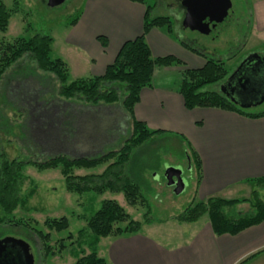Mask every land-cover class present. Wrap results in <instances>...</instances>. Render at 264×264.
<instances>
[{"label":"rangeland","instance_id":"rangeland-1","mask_svg":"<svg viewBox=\"0 0 264 264\" xmlns=\"http://www.w3.org/2000/svg\"><path fill=\"white\" fill-rule=\"evenodd\" d=\"M85 1L67 0L62 7L51 9L46 6L47 0H2L6 9L12 13L6 33H0V47L37 34L49 35L56 40L55 45L51 46L50 58L52 60L59 58L65 26L78 17ZM229 2L233 20L218 39L211 41L189 30L185 31L184 35L195 39L204 48L202 52L206 55L211 53L210 56L214 59L222 61L234 55V58L224 62L225 69L230 74L243 56L264 55V42L249 40V35L245 34V28L251 20V3L248 4V0ZM144 3L152 9V16L166 17L170 20L174 30L173 37L178 38L176 24L171 21L169 14L162 10L155 12L150 0H145ZM243 40L245 45L242 47ZM235 51L237 53H234ZM50 77L37 71L35 65L27 58L7 71L0 87V152L9 160L42 161L58 154L69 158L94 159L110 151L115 153L119 150L124 139L132 133L131 121L121 111L120 102L110 106L113 107L111 109L103 110L101 106L104 105L101 104L88 108L89 105L86 106L87 104L81 100L66 101L57 97L58 85ZM74 77L73 73L69 74L67 83L74 81ZM214 89L217 90V87ZM40 95L43 97L42 100H38ZM119 97L120 100L123 99V90L120 91ZM242 108L262 110L264 103L256 108L244 105ZM78 109L81 112L79 114ZM183 150L184 145L179 139L171 135H161L153 137L133 151L125 173L140 187L141 197L132 207L126 204L121 193L114 197L115 194L111 195L109 192L97 196L93 193L78 195L67 192L60 167L39 171L33 166H26L22 170V174L27 178L24 182L23 195L26 197L31 191L33 195L9 217L12 225L0 228V240L12 238L26 242L31 249L33 264H73L75 259L71 252L79 250L76 243L78 232L85 230L87 233L86 219L100 208L103 201L113 198L117 199V204L133 221L143 223V215L149 212V219L153 220V223L172 221L177 224H188L175 220L191 202H198L194 200L197 176L187 170ZM117 158L116 155L106 163L90 169L73 168L71 175L98 176ZM168 167L182 170L185 188L181 194H175L173 188L166 185L164 173ZM250 186L248 196L244 199L258 191L260 199L264 200V187L260 189L254 183H250ZM237 197L242 196L234 198ZM236 211L240 215L250 214L247 204L239 205ZM61 218L68 221L69 227L66 231L56 232L48 230L45 226L46 221ZM120 226L123 227L125 224ZM32 230L49 235L47 243L49 254L43 261L40 258L41 242L34 236ZM82 250L85 251V255L90 252L86 247H82ZM82 256L80 254L79 257Z\"/></svg>","mask_w":264,"mask_h":264},{"label":"crops","instance_id":"crops-1","mask_svg":"<svg viewBox=\"0 0 264 264\" xmlns=\"http://www.w3.org/2000/svg\"><path fill=\"white\" fill-rule=\"evenodd\" d=\"M248 4L249 40L264 42V0ZM146 7L131 0H86L60 42L57 59L66 64L68 75L73 73L74 80L102 76L121 46L142 34ZM173 36L164 27L145 37L152 58L172 56L183 65L154 71L152 86L141 90L134 106V118L151 131L179 139L183 155L188 148L196 153L201 180L194 200L244 199L250 183L264 177V117L249 119L216 108L186 110L178 93L181 73L201 69L205 60ZM98 37L106 39V48ZM108 107L101 109L113 108ZM96 254L107 264H264V222L235 236H215L207 217L194 224H144L136 234L100 239Z\"/></svg>","mask_w":264,"mask_h":264},{"label":"trees","instance_id":"trees-1","mask_svg":"<svg viewBox=\"0 0 264 264\" xmlns=\"http://www.w3.org/2000/svg\"><path fill=\"white\" fill-rule=\"evenodd\" d=\"M131 1L141 4L145 2V0ZM11 13V11L6 9L2 0H0V33H6ZM76 20L77 17L68 22V25H74ZM164 27H166L170 34L174 33L173 26L168 18L154 17L152 16V9L146 7L142 34L134 40L125 42L121 46L114 62L106 67L104 74L100 77L76 79L71 83H67L68 69L66 64L60 59L52 60L50 58L53 43L51 36L37 34L28 39H17L10 44L0 47V87L6 78L7 71L16 66L19 61L27 58L35 65L37 71L44 73L47 77L51 76L50 78L57 83V97L66 101H84L87 104L86 106L89 105V108L99 104L113 106L120 102V107L123 113L130 119L132 128L131 135L127 139H124L119 150L115 153L110 151L94 159L85 157L69 158L58 154L42 161H34L32 159L18 161L9 160L4 153L0 152V228L12 225L9 217L33 195L32 191L26 197L23 195L24 182L27 178L22 174V170L26 166H33L39 171L60 167L61 175L65 179L67 192L78 195L93 193L96 196L103 195L106 192L115 195L121 193L127 205L131 207L135 206L137 200L141 197L140 187L136 183H133L126 175V165L136 148L153 137L162 135L163 132L151 131L145 124L138 122L133 115L134 106L139 102L141 90L152 86V77L156 69L183 65L172 56L155 59L151 57L145 37L153 28ZM249 32L250 24L245 28L246 36L249 35ZM97 41L102 48H106L107 41L104 37H98ZM244 45L245 40L242 47ZM184 47L205 60V65L201 69L185 68L181 73L178 93L183 99L186 110L216 108L249 119L264 117V109H242L226 99L218 90L214 89L229 74L225 69L224 62L234 58V55L218 61L198 50L196 51L185 45ZM234 53L237 52L235 51ZM39 78L42 79L41 76ZM39 82L41 83V81ZM122 90L124 91V97L120 100L119 93ZM42 98V95H40L38 100H42ZM77 113L81 112L78 111ZM116 155L118 156L117 160L98 176L73 177L71 175L73 168L90 169L106 163ZM185 159L188 167H190L191 174L197 176L196 190L201 180L200 160L190 148L187 150ZM251 183L263 189L264 177L253 180ZM242 204L249 206V215L237 213L236 208ZM148 213L146 212L143 215L144 222L140 223L133 221L129 214L116 201H103L100 208L86 219V230L88 232L80 230L77 234L76 243L79 250L71 252L72 257L75 259L73 264H107L104 259L98 257L96 254V248L100 239L136 234L140 231L142 225L154 222L149 219ZM202 216H207L215 236H235L250 227L264 222V200L260 199L258 191H254L248 199L242 200H225L218 197H210L197 203L191 202L175 220L178 223L190 224L195 223ZM123 224L125 226L121 227L120 225ZM45 226L48 230L56 232L66 231L69 227L66 218L46 221ZM32 231L34 236L41 242L40 258L43 261L45 256L49 254V248L47 247L49 235ZM82 247H86L90 251L88 255H85ZM62 248L63 246L60 249L62 250ZM16 249L18 250V248ZM80 254L83 256L79 257Z\"/></svg>","mask_w":264,"mask_h":264},{"label":"water","instance_id":"water-1","mask_svg":"<svg viewBox=\"0 0 264 264\" xmlns=\"http://www.w3.org/2000/svg\"><path fill=\"white\" fill-rule=\"evenodd\" d=\"M64 2L65 0H47L46 6L51 9L60 8ZM183 6L186 11L183 19V27L191 32L210 36L213 40L218 39L228 29L233 20L229 0H185ZM251 57L258 59L264 66V55L252 54ZM261 70H264V67ZM226 99L238 106L243 104L246 107L256 108L264 103V91L257 103L243 98ZM242 106L239 107L242 108ZM187 170L190 171V167ZM164 178L166 185L173 188L175 194H181L183 192L185 184L182 179L181 169L168 167L165 170ZM0 264H33V257L29 245L26 242L12 238L1 239Z\"/></svg>","mask_w":264,"mask_h":264},{"label":"flooded vegetation","instance_id":"flooded-vegetation-1","mask_svg":"<svg viewBox=\"0 0 264 264\" xmlns=\"http://www.w3.org/2000/svg\"><path fill=\"white\" fill-rule=\"evenodd\" d=\"M66 1L67 0H65V2ZM150 1L155 8V12L156 10L165 11L169 14L170 19L173 23H175L176 25H180L179 31L181 35H177V37L182 44L196 51L198 50L202 52V50H204V48L201 47L195 39L187 38L184 35L185 31L188 30L183 27V19L186 12L183 6V2L185 0ZM65 2L63 3V5L65 4ZM192 33L214 41L210 36H204L197 32ZM210 54L211 53H209L208 56L214 59L212 56H210ZM251 55L243 56L237 63L236 67L233 68L231 73L221 83L216 85L219 93L222 94L225 98H243L250 102H258L260 96L264 91V70H261V68H263L264 66L263 63H261L258 59H253ZM218 61L220 60L218 59ZM245 82L247 83L245 84Z\"/></svg>","mask_w":264,"mask_h":264},{"label":"clouds","instance_id":"clouds-1","mask_svg":"<svg viewBox=\"0 0 264 264\" xmlns=\"http://www.w3.org/2000/svg\"><path fill=\"white\" fill-rule=\"evenodd\" d=\"M180 25L177 24L175 27V31L177 32V35H181L180 31H179Z\"/></svg>","mask_w":264,"mask_h":264}]
</instances>
